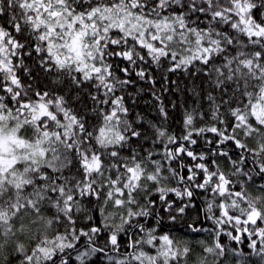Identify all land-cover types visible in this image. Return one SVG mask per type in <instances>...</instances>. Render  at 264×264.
Masks as SVG:
<instances>
[{"label":"snow or ice","instance_id":"1","mask_svg":"<svg viewBox=\"0 0 264 264\" xmlns=\"http://www.w3.org/2000/svg\"><path fill=\"white\" fill-rule=\"evenodd\" d=\"M161 72L193 84L178 127ZM146 95L156 117L137 110ZM257 178L264 0H0L6 261L264 264ZM197 200L207 226L188 224L191 240L165 230Z\"/></svg>","mask_w":264,"mask_h":264},{"label":"trees","instance_id":"2","mask_svg":"<svg viewBox=\"0 0 264 264\" xmlns=\"http://www.w3.org/2000/svg\"><path fill=\"white\" fill-rule=\"evenodd\" d=\"M165 75L170 76V80L179 81V89H176L175 85H169V82L164 79ZM158 83L156 85L157 94L162 97V100L165 106L169 111V120L173 123L174 127H178L182 121L184 107L191 106L192 102V92H193V84L192 81L182 73L178 74H167L166 72L158 73L157 75ZM196 85H199L200 81L196 80ZM187 86V87H186ZM163 89H169L164 90ZM154 102L150 100L149 96H144L137 106V110H142L148 114L149 117H156L158 115L156 109L152 106ZM175 103L176 107L173 108L172 104ZM259 181V178H257ZM264 182V181H259ZM197 208L189 209L188 213L185 217L176 221L175 225H170L166 221L165 230H172L175 235L178 237H183L187 239H192L196 234L191 233L188 230L187 225L195 223L196 226H200L202 223L207 226L206 222L203 221L202 215L197 217V211L200 207V201L197 200ZM200 236H207V233H201ZM223 242L229 247H235L240 249L242 252L248 253L250 249L247 246V240L244 239V242L237 245L235 242L229 240L226 236L223 238ZM101 243H103V239H101ZM7 254H0V264H19V261L15 258V256H7V261L4 259V256ZM249 264H260L259 257L255 255H251L248 257ZM96 264H106V261L101 258ZM232 264H235V258H233Z\"/></svg>","mask_w":264,"mask_h":264}]
</instances>
